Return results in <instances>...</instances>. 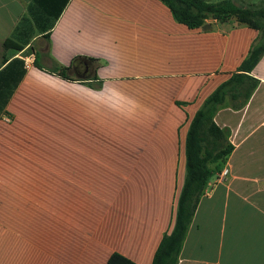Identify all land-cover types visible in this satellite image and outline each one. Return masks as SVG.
Segmentation results:
<instances>
[{"label": "crops", "instance_id": "crops-1", "mask_svg": "<svg viewBox=\"0 0 264 264\" xmlns=\"http://www.w3.org/2000/svg\"><path fill=\"white\" fill-rule=\"evenodd\" d=\"M207 24L162 0H0V264L154 263L191 122L260 38ZM77 58L74 82L46 71ZM252 76L248 104L215 117L234 151L210 165L178 264H264V56Z\"/></svg>", "mask_w": 264, "mask_h": 264}, {"label": "trees", "instance_id": "trees-1", "mask_svg": "<svg viewBox=\"0 0 264 264\" xmlns=\"http://www.w3.org/2000/svg\"><path fill=\"white\" fill-rule=\"evenodd\" d=\"M170 8L175 19L190 29L204 28L208 21L220 24L235 20L238 24L248 25L260 31V38L253 45L250 54L232 78L221 85L204 103L191 122L186 151L187 176L180 196L176 225L171 235L162 241L153 264H178L179 256L188 229L196 213L205 187L213 175L210 164L220 163L234 151L230 142V133L221 129L215 117L222 106L230 104L234 109H243L258 88L260 81L252 72L264 56V0L259 9L238 7L232 0L218 3L206 0H162ZM8 44H5L7 47ZM79 58L70 67L60 65L46 70L35 63L40 70L68 81H76L72 76L73 68ZM108 264H135L115 254Z\"/></svg>", "mask_w": 264, "mask_h": 264}, {"label": "rangeland", "instance_id": "rangeland-1", "mask_svg": "<svg viewBox=\"0 0 264 264\" xmlns=\"http://www.w3.org/2000/svg\"><path fill=\"white\" fill-rule=\"evenodd\" d=\"M208 2H212V3H218L224 0H206ZM234 2V4L238 7L241 8H246V9H259L263 6V0H232ZM233 22H236L235 20H233ZM77 76V74H76ZM29 163L30 162H23V167H29ZM211 165V164H210Z\"/></svg>", "mask_w": 264, "mask_h": 264}, {"label": "built area", "instance_id": "built-area-1", "mask_svg": "<svg viewBox=\"0 0 264 264\" xmlns=\"http://www.w3.org/2000/svg\"><path fill=\"white\" fill-rule=\"evenodd\" d=\"M31 55L30 56H27L26 58H25V64H26V66L27 67H29V65H30V59H31ZM228 174H229V170L228 169H225L222 173H221V175H220V179H223V178H226L227 176H228Z\"/></svg>", "mask_w": 264, "mask_h": 264}, {"label": "water", "instance_id": "water-1", "mask_svg": "<svg viewBox=\"0 0 264 264\" xmlns=\"http://www.w3.org/2000/svg\"><path fill=\"white\" fill-rule=\"evenodd\" d=\"M204 30H212V26L207 24L204 26Z\"/></svg>", "mask_w": 264, "mask_h": 264}]
</instances>
